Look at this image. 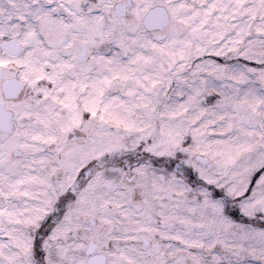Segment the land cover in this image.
Returning a JSON list of instances; mask_svg holds the SVG:
<instances>
[{
    "label": "snow or ice",
    "instance_id": "obj_1",
    "mask_svg": "<svg viewBox=\"0 0 264 264\" xmlns=\"http://www.w3.org/2000/svg\"><path fill=\"white\" fill-rule=\"evenodd\" d=\"M0 264H264V0H0Z\"/></svg>",
    "mask_w": 264,
    "mask_h": 264
}]
</instances>
